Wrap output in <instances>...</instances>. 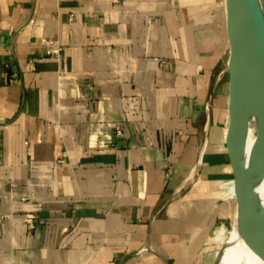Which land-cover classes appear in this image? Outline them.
Wrapping results in <instances>:
<instances>
[{
  "label": "crops",
  "instance_id": "obj_1",
  "mask_svg": "<svg viewBox=\"0 0 264 264\" xmlns=\"http://www.w3.org/2000/svg\"><path fill=\"white\" fill-rule=\"evenodd\" d=\"M229 51L225 0H0V264H212Z\"/></svg>",
  "mask_w": 264,
  "mask_h": 264
},
{
  "label": "water",
  "instance_id": "obj_2",
  "mask_svg": "<svg viewBox=\"0 0 264 264\" xmlns=\"http://www.w3.org/2000/svg\"><path fill=\"white\" fill-rule=\"evenodd\" d=\"M231 124L239 149L240 192L212 264L243 242L264 260V0H225ZM236 230L231 238L232 230Z\"/></svg>",
  "mask_w": 264,
  "mask_h": 264
},
{
  "label": "bare ground",
  "instance_id": "obj_3",
  "mask_svg": "<svg viewBox=\"0 0 264 264\" xmlns=\"http://www.w3.org/2000/svg\"><path fill=\"white\" fill-rule=\"evenodd\" d=\"M235 232V229L232 230L231 238L235 236ZM221 264H264V260L258 249L248 248L243 242H240L239 245L226 252Z\"/></svg>",
  "mask_w": 264,
  "mask_h": 264
},
{
  "label": "built area",
  "instance_id": "obj_4",
  "mask_svg": "<svg viewBox=\"0 0 264 264\" xmlns=\"http://www.w3.org/2000/svg\"><path fill=\"white\" fill-rule=\"evenodd\" d=\"M116 131H117L118 134H121L122 133V130L119 127L116 128ZM28 221H31V220H28Z\"/></svg>",
  "mask_w": 264,
  "mask_h": 264
},
{
  "label": "rangeland",
  "instance_id": "obj_5",
  "mask_svg": "<svg viewBox=\"0 0 264 264\" xmlns=\"http://www.w3.org/2000/svg\"><path fill=\"white\" fill-rule=\"evenodd\" d=\"M231 223H232V221H231ZM231 223H230L229 226H228V229H227V232H226V236H227L228 230H229V228H230V226H231ZM226 236H225V238H226ZM222 244H223V243H222ZM222 244H221V246H222Z\"/></svg>",
  "mask_w": 264,
  "mask_h": 264
}]
</instances>
